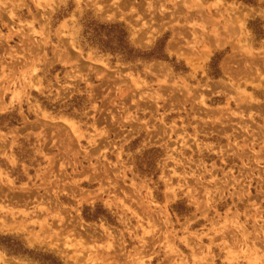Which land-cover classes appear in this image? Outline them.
Returning a JSON list of instances; mask_svg holds the SVG:
<instances>
[{
	"label": "rangeland",
	"instance_id": "1",
	"mask_svg": "<svg viewBox=\"0 0 264 264\" xmlns=\"http://www.w3.org/2000/svg\"><path fill=\"white\" fill-rule=\"evenodd\" d=\"M111 24L162 57L83 35ZM0 237L32 252L0 264H264V0H0Z\"/></svg>",
	"mask_w": 264,
	"mask_h": 264
},
{
	"label": "trees",
	"instance_id": "2",
	"mask_svg": "<svg viewBox=\"0 0 264 264\" xmlns=\"http://www.w3.org/2000/svg\"><path fill=\"white\" fill-rule=\"evenodd\" d=\"M108 26L109 28L107 34H101L97 32V30L83 34L87 37V41H89L90 44L99 52L110 53L114 56H117L124 64H132L136 61H145L147 58L160 59L162 57L161 54L158 55L155 53L154 48L150 53L140 52L133 48L128 41L127 34L125 30H123L122 25L111 24ZM163 45V42L157 43V46L160 47V49L163 47ZM0 240L11 243L10 246H3L0 244V248H3L9 256L20 257L26 256L28 253H32L31 251L29 252L23 249L20 242H17L10 237H0ZM40 256L43 259L39 261L40 264H61L59 260L52 255L40 254Z\"/></svg>",
	"mask_w": 264,
	"mask_h": 264
},
{
	"label": "bare ground",
	"instance_id": "3",
	"mask_svg": "<svg viewBox=\"0 0 264 264\" xmlns=\"http://www.w3.org/2000/svg\"><path fill=\"white\" fill-rule=\"evenodd\" d=\"M148 41V40H147ZM216 46V45H215ZM205 49V53L207 52L206 51V48H204ZM203 50V49H202ZM208 50V49H207ZM247 69H252V68H247ZM248 71H250V70H248ZM246 82V81H245ZM254 85V84H253ZM255 86H256V84H255ZM249 99V98H248ZM251 101V100H250ZM252 102V101H251ZM253 105V104H252ZM248 107V106H247ZM253 107V106H252Z\"/></svg>",
	"mask_w": 264,
	"mask_h": 264
}]
</instances>
